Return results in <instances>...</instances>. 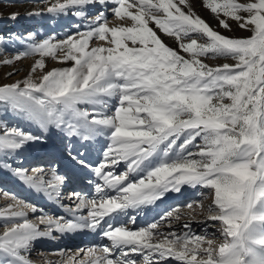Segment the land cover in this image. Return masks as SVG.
<instances>
[{
    "label": "snow or ice",
    "instance_id": "6c2138e0",
    "mask_svg": "<svg viewBox=\"0 0 264 264\" xmlns=\"http://www.w3.org/2000/svg\"><path fill=\"white\" fill-rule=\"evenodd\" d=\"M202 6L219 28L235 24L250 35L221 34L189 0H55L48 14L88 22L62 40L34 42L29 33L24 50L0 60L40 57L26 78L0 84V171L58 202L70 179L58 159L94 183L90 196L63 197L70 218L31 222L18 210L26 204H9L0 212V264H32L38 239L84 231L102 243L60 249L46 264H264L257 255L264 253V0ZM45 57L71 66L45 70ZM218 58L231 63L204 62ZM100 137L106 143L94 163L90 149ZM35 148L49 157L47 167H24V153ZM184 186L209 190L211 204L189 202L137 226L147 207ZM181 219L184 231L172 230ZM209 228L222 235L218 246Z\"/></svg>",
    "mask_w": 264,
    "mask_h": 264
},
{
    "label": "bare ground",
    "instance_id": "6f19581e",
    "mask_svg": "<svg viewBox=\"0 0 264 264\" xmlns=\"http://www.w3.org/2000/svg\"><path fill=\"white\" fill-rule=\"evenodd\" d=\"M91 43L92 46H94L96 42L94 41ZM6 83L8 82H5L4 80L0 82V84ZM32 130L38 131V128L33 126ZM55 143L57 144V146H59L58 141H55ZM105 143L106 141L103 137H100L96 142H93L92 148L90 149L89 158L94 163L98 161V154ZM23 159L24 167H32L37 165L47 167L49 164V157L45 155V153L42 152L40 148L31 149L28 152L24 153ZM57 162L59 164L60 173L62 175L67 174L70 177V179L62 189V199L59 202L56 200L49 199L44 193H37L35 190L23 188L26 185L12 177L10 173L6 171H0V212L7 211L8 205L14 204V200L18 199L22 203V205H27V207L22 206L18 210L23 211L25 213L24 218L28 219L31 222L38 223L37 218L40 216H65L66 218H70L67 216V210L65 206H71V202L63 197H66L67 193L73 190L77 192L86 193L90 196L94 192V183H88L89 177L84 172H79L70 169L62 159H58ZM84 178L85 180L83 181ZM91 179L95 181L94 176L91 177ZM192 191V188L184 186L182 194L183 196H185L186 200L184 204L193 201H199L203 204L204 209H206L211 204L210 193L209 195H207V201H202L196 198L197 191L195 192V195L192 193ZM208 192L209 190L203 189V193L208 194ZM109 195H115V193L109 191ZM176 197L177 193H169L166 195V198H162L160 201H157L154 206L147 207L145 209V212L138 216L136 222L137 226L145 224L146 222L150 221L153 217L158 216V214L160 213L175 208L176 206H172L170 203H172L174 199H176ZM32 206L37 209V211L34 213L30 210ZM204 209H198L197 211L203 212ZM186 210L187 209H185V211ZM83 214H87L86 209L84 210ZM203 218L204 217L202 215L198 216V220H203ZM3 223L4 221L0 219V234H2L3 231ZM184 223L185 219H181L179 222H175L172 230L177 232H183L184 229L182 228V225ZM39 227L43 229L44 225H39ZM200 227L202 226L199 222H194L192 226V232L200 234ZM54 235L58 237L54 241L45 238L38 239L34 242V246L29 254V259L31 260L32 264H46L47 261L59 260L61 256L58 250L60 249L76 250L78 248H84L89 245L102 243V241L97 235L88 231L76 233L77 237H65L66 235L61 236L60 234L56 233H54ZM208 238L213 239L214 243L217 246L223 241L222 235L215 228L208 229ZM103 242L106 243L107 241ZM135 258L138 260L140 259L139 257ZM172 264H175V262H172Z\"/></svg>",
    "mask_w": 264,
    "mask_h": 264
},
{
    "label": "rangeland",
    "instance_id": "374dc122",
    "mask_svg": "<svg viewBox=\"0 0 264 264\" xmlns=\"http://www.w3.org/2000/svg\"><path fill=\"white\" fill-rule=\"evenodd\" d=\"M53 2H55V0H0V49L3 50V55H0V60L10 57L15 52L24 50L26 48V41L24 38H26L29 33L32 34L34 42H40L52 36H55L57 40H62L67 35L76 32L77 25L83 27V25L87 23V20L81 21L71 14H48L46 8ZM189 2L192 5V11L194 13L196 12L195 14L198 13L197 15L200 18L204 19L205 22L221 34L238 38H244L250 35L246 30L236 27L235 24L231 32L219 28L213 16L202 6V0H189ZM34 12H41L42 14L30 15V13ZM93 12L94 10L89 12V17L93 15ZM13 14H16L15 19L11 18ZM150 27L155 29V25H150ZM155 30L163 37L169 46L176 47L174 40L164 37L163 33H160L158 29ZM39 58L38 55L28 56L11 65L0 63V82L4 80L8 83H14L23 80L31 72L33 64ZM44 62L45 70L71 66V62L60 63L57 60H53L51 57H45ZM204 62L208 63L210 66H216L225 62L231 63L230 60H225L223 58H218L217 60L205 59ZM39 71L38 69L37 72ZM9 73H12V75L9 76ZM32 76L35 78L36 73H32ZM197 142H199V140ZM117 170V172L123 171L124 166L120 165ZM84 180L85 178L83 181ZM196 191V198L207 201V195H209L210 192L205 194L203 193V188H196L193 189L192 193L195 195ZM201 193H203V195H201ZM185 201V196L177 194L176 199L170 204L172 206H179L183 205ZM215 229L217 230V228ZM199 230L201 234L203 232L202 227H200Z\"/></svg>",
    "mask_w": 264,
    "mask_h": 264
},
{
    "label": "clouds",
    "instance_id": "9594fccd",
    "mask_svg": "<svg viewBox=\"0 0 264 264\" xmlns=\"http://www.w3.org/2000/svg\"><path fill=\"white\" fill-rule=\"evenodd\" d=\"M257 255H264V253H257ZM238 259H240L242 262H243V260L245 259L244 257H239ZM250 259V258H249Z\"/></svg>",
    "mask_w": 264,
    "mask_h": 264
}]
</instances>
